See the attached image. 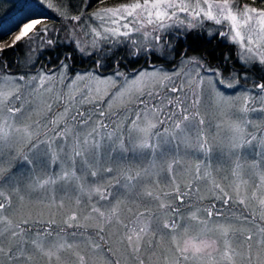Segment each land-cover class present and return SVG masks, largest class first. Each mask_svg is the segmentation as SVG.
I'll use <instances>...</instances> for the list:
<instances>
[{
    "label": "snow or ice",
    "instance_id": "obj_1",
    "mask_svg": "<svg viewBox=\"0 0 264 264\" xmlns=\"http://www.w3.org/2000/svg\"><path fill=\"white\" fill-rule=\"evenodd\" d=\"M35 3L0 25V264H264V6ZM49 13L88 69L38 66L64 44ZM206 22L241 72L171 44ZM120 44L147 67L94 55Z\"/></svg>",
    "mask_w": 264,
    "mask_h": 264
},
{
    "label": "trees",
    "instance_id": "obj_2",
    "mask_svg": "<svg viewBox=\"0 0 264 264\" xmlns=\"http://www.w3.org/2000/svg\"><path fill=\"white\" fill-rule=\"evenodd\" d=\"M25 4L31 5L35 8L34 11L25 13L24 5L18 7L19 3L16 0H0V25L4 26H13L17 21L25 18L29 15H34L39 11V5L35 3V0H23ZM76 2V0H68L69 10L73 11L72 5ZM120 2V0H107L108 5H112ZM241 3H252V0H240ZM103 6V5H97ZM256 7L264 6L261 4V0H256ZM18 12L21 13L20 16H17ZM49 25L53 29L61 30L59 32V37L64 40V44L57 48L56 51H53L51 54V58L47 55L40 56L38 59V64L43 62V66L52 64H57V58L62 59L65 55L71 56L72 59L70 61H66L70 63L72 69H81V68H89L90 63H85L84 61L89 60V57L85 59V56L81 58V54L77 52H73V47L71 41L67 39V33L62 30V23L59 21V18L52 19L55 14L49 13ZM18 17V18H17ZM204 32V29H195L188 31L187 38L180 37L179 40L175 39L172 42V45L176 48L177 52L183 51L181 44L184 48H187L188 51L186 53L187 56H202L204 60L207 62L208 66L211 68H220L221 71H228L232 69V71L241 72V66L236 63V53L234 47L232 45L226 44L223 42L222 38H217L213 36L211 38L207 37V35H200L199 33ZM81 35L77 33V36ZM107 52L103 53L106 51ZM171 49L163 51V53L168 54ZM114 53H118L117 59L121 63V71L124 72H132L134 69L147 67L145 64V60L139 57H133L128 54V51H125L121 48L111 50L109 47H102L99 52L94 53L95 56H107L112 57ZM228 57L226 60L225 57ZM179 56H170V59H167V62L156 61L160 64L161 67L170 68V65L179 60ZM139 59V63H130V60ZM154 59V58H153ZM163 59V58H162ZM253 81L258 79L256 74H251Z\"/></svg>",
    "mask_w": 264,
    "mask_h": 264
},
{
    "label": "rangeland",
    "instance_id": "obj_3",
    "mask_svg": "<svg viewBox=\"0 0 264 264\" xmlns=\"http://www.w3.org/2000/svg\"><path fill=\"white\" fill-rule=\"evenodd\" d=\"M18 3H19V5H18V7H20L21 5H24V6H22V7H24V9H25V13H28V12H31V11H34L35 10V8L34 7H32L31 5H27V4H25L24 3V1L23 0H16ZM21 13H23V12H18L17 13V16H20L21 15ZM18 18V17H17ZM209 28H211L213 31H215L216 30V26H212L211 24H210V22H206L205 23V25H204V32H206ZM177 31H179V32H183L184 31V29H180V30H173V33H176ZM190 31V30H189ZM213 36H215V35H213ZM212 36V37H213ZM81 37V35H79V36H77V38H80ZM208 37V36H207ZM176 38H173L172 40H171V44H172V42H173V40H175ZM223 40V39H222ZM223 42L225 43V41L223 40ZM229 45H231V44H229ZM105 46H107V47H109L111 50H113V48L111 47V45H104L103 47H105ZM234 47V46H233ZM117 48H121V49H123V50H125V51H128V54L130 53V51H131V48H130V46H128L127 44H120V45H117L114 49H117ZM106 49V51L105 52H103V53H106L107 52V48H105ZM165 50H168V48H167V45H165V47H164V50L163 51H165ZM89 51H91V49H89ZM165 56H167V54L166 53H163ZM64 58V57H63ZM62 58V59H63ZM88 57L87 56H85V59H87ZM168 59H170V56H168ZM180 63V59L177 61V64H179ZM38 66H40V67H43V62H40V64H38ZM85 69H88V68H81V69H75L74 71H76V72H79V71H82V70H85ZM16 71H21V69L20 68H17L16 69ZM24 71H27L26 69L24 70ZM222 72H224L225 74H227L228 72H232V69H229L228 71H222ZM235 72H237V71H235ZM252 82H253V78L251 77V75L248 77V85H247V87H248V90L251 92L252 91ZM241 83H243V78L241 79ZM225 91H231V90H225ZM257 107H259V105H256ZM261 115H264V114H261V113H251L250 114V117L252 118V119H259L260 118V116ZM219 155H220V153H219V151L217 150V149H215L214 148V150H213V158H212V160L211 161H206V162H212V163H215V161L219 158ZM201 159H204V157L203 156H201ZM205 203H207V201L205 202Z\"/></svg>",
    "mask_w": 264,
    "mask_h": 264
},
{
    "label": "flooded vegetation",
    "instance_id": "obj_4",
    "mask_svg": "<svg viewBox=\"0 0 264 264\" xmlns=\"http://www.w3.org/2000/svg\"><path fill=\"white\" fill-rule=\"evenodd\" d=\"M180 59V58H179Z\"/></svg>",
    "mask_w": 264,
    "mask_h": 264
}]
</instances>
